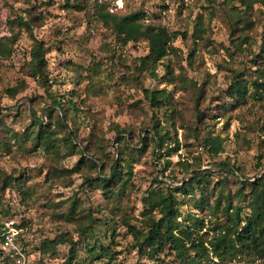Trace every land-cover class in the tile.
Here are the masks:
<instances>
[{"label": "rangeland", "instance_id": "1", "mask_svg": "<svg viewBox=\"0 0 264 264\" xmlns=\"http://www.w3.org/2000/svg\"><path fill=\"white\" fill-rule=\"evenodd\" d=\"M64 1L0 0V36L17 38L12 57L0 61V124L23 128L30 122L31 107L37 116H43L49 93L66 99L74 94L80 110L75 120L67 122L77 133L74 148L63 146L55 156L29 142L21 148L13 144L9 153H0V170L19 177L22 184L21 189L0 197V210L5 217L26 222V264H180L170 245L152 258L146 248L139 251L129 227L144 232L147 216L159 218L157 210L148 214L144 199L152 191L166 193L182 186L189 176L185 172L188 166L212 169L206 194L196 190L193 196L204 199L201 210L195 209L190 197L176 194L182 214L204 220L201 233L208 234V240L219 231L216 219L225 221L222 209L227 199L242 208L241 216L249 214L248 201L237 194L244 180L212 165L227 162L250 181L264 174V93L260 98L250 86L253 81L264 84V0H255L249 15L236 0L175 1L165 14L160 6L147 1L144 23L164 25L180 35L169 54L155 68L149 65L144 71L140 58L147 55V42L119 48L112 31L94 19L96 2H106L111 9L112 0H69L68 9L63 8ZM124 7L125 11L118 12L128 14L139 6L125 1ZM27 10L33 16L32 33L13 23L18 17L28 20ZM40 14L42 20L38 21ZM195 30L198 39L193 36ZM239 36H245L247 43L235 46ZM34 39L49 48L48 89L27 73ZM235 75L249 83L248 95L239 105L222 111V104L231 103L227 88ZM22 85L25 89L15 98L7 93ZM161 89L171 93L170 109L175 111L171 115L174 125L164 128L177 138L179 147L157 158L151 127L156 120L163 126L168 116L164 109L149 106L144 91ZM116 127L125 132V142L130 145L127 159L131 168L122 170V180L131 172L124 196H116V188L104 194L85 184L87 174L97 177L85 166L79 164L80 172L71 171L79 163L81 150L87 159L99 153L109 160L117 156L121 146L116 142L120 137ZM209 134L222 140L217 156L204 143ZM168 146L173 150L174 143ZM248 192L245 187L244 193ZM91 218L92 229L84 234L82 228ZM45 239L69 243L58 244L55 254L47 253L40 263L37 248ZM72 246L75 260L66 263ZM88 247H103L107 256L92 259Z\"/></svg>", "mask_w": 264, "mask_h": 264}, {"label": "trees", "instance_id": "2", "mask_svg": "<svg viewBox=\"0 0 264 264\" xmlns=\"http://www.w3.org/2000/svg\"><path fill=\"white\" fill-rule=\"evenodd\" d=\"M29 3L31 0H24ZM233 1V0H232ZM235 1V0H234ZM241 3L247 11L248 15L253 9L255 0H236ZM147 1L138 4V9L128 14H122L120 12H110L108 4L106 2H96L93 16L94 19L100 23L105 29L112 31L115 36L117 47L127 46L130 44H136L141 40L147 42V55L140 58L142 63L141 71H144L149 65H153L155 68L159 62H161L168 54L172 46V43L177 39L179 32H171L166 26L158 24H145V9ZM182 2V0H181ZM76 10L82 11L81 6H72ZM64 9L71 8L69 0H65L63 4ZM29 19L23 20V18H16L13 23L26 28L32 33L31 19L32 14L30 10L25 11ZM38 21L42 20L41 14ZM237 28H235L236 30ZM199 30V29H198ZM195 30L193 36L198 39L197 32ZM183 38H186V34H181ZM17 42V38L1 37L0 36V61L9 60L14 52V47ZM235 46H241L247 43L245 36H239ZM264 51V48L262 49ZM49 52V48H46L42 41L34 39L33 46L29 52V61L26 63L28 69V75L30 77L39 80L40 85L48 89V73H47V59L46 55ZM264 59V56H263ZM251 87L255 88L256 95L262 98L264 93V84L253 81L250 83ZM25 87L19 86L7 90L10 97L15 98L17 94L22 92ZM249 83L240 75H235V78L229 84L227 93L231 98V103L222 104V111L228 109V107L237 106L239 100H245L248 95ZM262 90V91H260ZM49 93L48 90H46ZM144 94L149 101V106L152 109L165 110V115L168 118L163 119V126L159 120H156L152 125V136L150 140L155 143L154 149L158 152L157 158H162V154L167 151L170 154L171 151L178 149L179 144L176 137H171L168 127L169 124L174 125L171 115L175 111L171 108L172 104L171 93L167 90H145ZM77 95V94H76ZM78 96V95H77ZM74 94H71L68 99L60 96L56 97L49 93L50 102L43 110V116H37V113L31 107L30 115L31 119L29 124L23 126L21 129H17L13 126H7L0 124V153L6 154L10 152L12 145H18L20 148L27 145L29 142L33 143L36 147H41L47 154L58 156L61 148L70 149L76 145L77 139L76 130L69 128L67 122L71 119L75 120L80 110L76 107V102L73 101ZM80 98L79 96L77 97ZM199 99V95H196L195 101ZM29 103H32L31 98H27ZM60 113L56 114L57 110ZM74 117V118H72ZM79 117L78 119H80ZM2 122V121H1ZM116 131L120 137L116 139V142L121 146L117 151V156L109 157L105 154L99 153L100 156L90 154L87 159L85 153L81 150L80 160L78 165L71 171H81V166L87 167L89 170H93L97 177L90 178L87 174L85 184L89 187H96L100 189L104 194L110 193L113 189H118L116 196H124L127 185L131 179V172H128L126 179L122 180V170L130 167V162L127 159L130 154V145L126 144L124 138V131ZM60 133L63 136L60 137ZM145 139H141V143H144ZM174 143V148H169L167 145ZM205 145L209 148V152L212 156H217L222 150V140L219 136L212 137L210 134L204 140ZM86 152V150H84ZM88 152V151H87ZM160 153V154H159ZM109 164H107V162ZM85 162V165H84ZM104 167L108 170L105 171ZM213 169L218 171L235 174L240 176L243 184V188L237 193L248 201L247 208L249 214L244 217L241 216L242 208L240 206H234L229 199H227V206L222 209L225 221L220 222L216 219L217 227L219 229L212 238L207 239L208 234L204 235L202 230L205 228L204 220L195 216V214H182L180 210V202L177 199L176 194L182 196H188L193 201L194 207L197 210L203 208L205 202L203 198L195 200L194 193L196 190H201L200 195H205L207 192V186L210 181V175L212 169H201V166L185 168V172L189 173L187 180L182 186L175 188L173 191L169 190L166 193L152 191L150 196L144 199L145 205L149 207L148 214L157 210L159 218L157 220L148 218L144 222L146 230L141 232L135 228H130V231L137 240L138 250L146 248L148 250L149 257L152 258L157 252L162 251L166 245L172 246L174 249L175 257L179 259L180 264H226L232 259L240 258L243 261H254L256 259L264 261V174L254 181H250L244 174L238 175L239 169L234 165H230L227 162H217L212 165ZM95 179V180H93ZM155 183H158L155 180ZM21 179L13 175L4 174L0 170V197L3 194L14 193L16 190L21 189ZM245 187L249 188L248 193H244ZM241 197V198H242ZM1 199V198H0ZM220 202V200H219ZM217 203V207L220 205ZM231 211V212H229ZM7 214L0 210V225L6 219H14V217H5ZM16 221V220H15ZM219 221V222H218ZM17 225L23 228V232L19 236V243L28 260V251L25 242L23 241L24 228L26 222L16 221ZM218 223L219 226H218ZM93 219L89 224L82 228V232L88 229H92ZM90 232H93L90 230ZM69 243V241L67 240ZM65 240H44L39 248L40 263L44 260V256L55 254L56 246L61 243H67ZM1 244V243H0ZM92 259H98L100 257L107 256L105 248L88 247ZM75 250L73 246L70 248L68 262L73 263L75 260ZM46 257V256H45ZM216 259V261L214 260ZM0 264H14L9 258H7L1 251L0 247ZM264 264V262H263Z\"/></svg>", "mask_w": 264, "mask_h": 264}, {"label": "built area", "instance_id": "3", "mask_svg": "<svg viewBox=\"0 0 264 264\" xmlns=\"http://www.w3.org/2000/svg\"><path fill=\"white\" fill-rule=\"evenodd\" d=\"M125 1L132 4H140L149 0H112L111 12L125 11ZM155 5L162 8L163 14L169 10L175 1L181 0H151ZM186 1V0H185ZM23 232V228L17 225L14 219H6L0 225V247L2 253L13 261L14 264H26V257L22 252L20 243L18 241L19 236ZM216 261V259H214ZM226 264H260L259 260L243 261L240 258H235L227 262Z\"/></svg>", "mask_w": 264, "mask_h": 264}]
</instances>
